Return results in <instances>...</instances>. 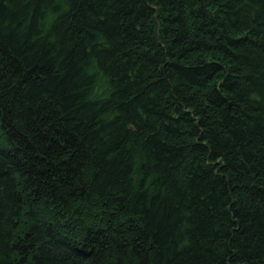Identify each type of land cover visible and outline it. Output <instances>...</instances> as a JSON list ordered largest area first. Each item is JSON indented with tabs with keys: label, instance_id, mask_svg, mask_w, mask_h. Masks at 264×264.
Returning <instances> with one entry per match:
<instances>
[{
	"label": "trees",
	"instance_id": "obj_1",
	"mask_svg": "<svg viewBox=\"0 0 264 264\" xmlns=\"http://www.w3.org/2000/svg\"><path fill=\"white\" fill-rule=\"evenodd\" d=\"M0 264H264V0H0Z\"/></svg>",
	"mask_w": 264,
	"mask_h": 264
}]
</instances>
